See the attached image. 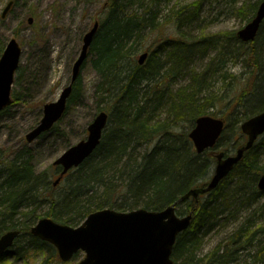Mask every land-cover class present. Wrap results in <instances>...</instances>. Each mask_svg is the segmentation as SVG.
<instances>
[{
	"label": "trees",
	"instance_id": "1",
	"mask_svg": "<svg viewBox=\"0 0 264 264\" xmlns=\"http://www.w3.org/2000/svg\"><path fill=\"white\" fill-rule=\"evenodd\" d=\"M163 1L105 3L106 16L100 21L90 55L91 66L99 76L95 95L106 102L104 108L98 107L97 114L110 112V127L94 155L61 181L63 191L56 192L53 187L61 168L51 166L37 174L29 149L11 161L0 150V237L6 231H21L14 245L17 248L8 255L24 258L31 251H42L52 255L51 261L58 260L50 244L30 234L36 221L42 218L37 210L43 204L50 205L47 217L77 227L91 213L103 209L162 210L189 189L207 183L217 161L212 151L197 154L187 132L178 136L176 126L154 121V112L165 97L169 98V88L162 85L181 75L196 56L205 60L216 52L206 69L194 74L192 86L171 99L170 113L180 117L191 131L197 119L208 115L210 109L227 108L230 117L218 146L231 129L234 140L230 147L239 148L246 141L241 123L264 110V22L257 39L249 44L242 42L237 32L210 34L203 30L191 34L189 30L202 22L208 0L172 6L167 13L157 8ZM261 1L231 0L233 5L242 4L237 15L247 23L255 17ZM150 40L152 47L146 50ZM143 53H148L149 58L141 65L138 59ZM238 59L251 70L239 77L233 75L234 83H228L227 64ZM86 64L88 61L84 69ZM82 81L80 76L74 84L67 111L81 93ZM219 82L228 88L227 93L217 92ZM15 98L14 103L18 101ZM260 140L216 190L201 197L198 204L195 199L184 203H188V209L182 214L193 211L195 218L190 229L180 234L173 249L177 264H236L253 247L257 236L264 237V228L251 232L255 225L249 219L229 236L224 248L218 246L208 256H201L207 235L234 207L233 200L250 206L264 197L258 189V179L264 175L259 153L264 137ZM143 145L149 149L140 157L137 153ZM121 181L122 187L116 183ZM125 187L131 202H120ZM262 246L255 255L248 253L247 261L264 264V243Z\"/></svg>",
	"mask_w": 264,
	"mask_h": 264
},
{
	"label": "rangeland",
	"instance_id": "2",
	"mask_svg": "<svg viewBox=\"0 0 264 264\" xmlns=\"http://www.w3.org/2000/svg\"><path fill=\"white\" fill-rule=\"evenodd\" d=\"M9 1L0 0V46L2 48L0 57L12 39L18 41L23 51L13 88V99L16 97L15 99L18 101L8 110L0 113V150L9 156L11 161L17 158L16 156L23 150L29 149L32 164L36 173L40 174L53 166L54 162L66 150L87 139L88 127L95 119L98 107L104 108L106 105V102L95 95V86L99 76L91 66L93 58L91 55L88 64H86L87 67L81 75L83 79L81 93L75 103L71 105L68 113L53 132L44 135L32 144H28L26 140L27 134L40 124L44 106L58 101L64 88L71 84L73 66L80 57L84 45L83 39L96 21L104 20L106 13L103 8L108 0H14L15 9L4 20L1 18L2 12ZM196 1L198 0H164L157 8L166 12L172 6L192 4ZM241 5V3L233 5L231 0H208L206 6L203 5L202 22L193 26V29L189 31L191 34L200 33L203 30L210 34L226 31L237 32L248 24L237 15V10ZM29 19H33L32 24H29ZM152 42L150 40L146 50H150ZM215 55L216 52H212L205 60H201L197 56L194 57L190 60L187 69L181 72V75L162 85V88H169L167 90L169 98L165 97L158 111L154 112L155 122L163 123L165 121L176 126L175 131L178 136L184 135L186 132L189 134L190 130L185 128L186 124L181 122V118L170 113L169 104L174 96L176 98L179 96L180 91L192 86L194 74L206 69V64H209ZM226 69L230 71L228 83H230L229 81L233 82V75L239 77L251 70L240 59L228 62ZM216 90L224 94V92L227 93L228 88L219 82ZM149 112H152L151 107H149ZM208 114L222 118L226 123L230 117L229 110L219 106L210 109ZM231 131L232 129L230 134H227L228 136L225 135L226 140L218 146L217 152L226 151L231 155L239 149L230 147L231 141L234 140ZM260 142L261 140L258 143ZM148 149V145H143L138 149V156H143ZM259 153L261 165L264 166V146L260 145ZM210 177L207 181L210 180ZM116 183L122 187V181ZM58 185L53 190L63 191L61 188L64 184ZM123 192L125 195L122 196L120 202L133 201L130 199L126 187ZM187 204L180 207L181 215L188 209ZM232 204L234 207L224 214L222 221L207 235L202 257L208 256L218 246L224 248L229 236L249 219L255 225L251 232L264 228V197L258 203L250 206L241 205L240 202L236 203L234 200ZM49 210L50 205L46 203L38 207L37 212L43 218L48 215ZM37 222L38 220L36 224ZM260 236H257L253 247L251 246L250 250H247L236 264H246L247 262L252 264L250 260L247 261L246 255L248 253L255 255L261 250L264 237ZM51 256L49 252L34 253L31 251L24 258L6 257L0 264H78L86 254L81 252L73 260L65 263L61 260L51 261Z\"/></svg>",
	"mask_w": 264,
	"mask_h": 264
},
{
	"label": "water",
	"instance_id": "3",
	"mask_svg": "<svg viewBox=\"0 0 264 264\" xmlns=\"http://www.w3.org/2000/svg\"><path fill=\"white\" fill-rule=\"evenodd\" d=\"M14 4L11 1L4 8L2 19L5 20ZM256 14L246 27L237 32V36L244 43L253 42L258 37L264 22V0L261 1ZM32 23L33 19H29V24ZM99 28L100 22L97 21L85 35L80 57L73 66L71 84L64 88L58 101L44 106V116L40 124L27 134L28 144H32L43 134L50 132L66 114L69 99L75 90L74 84L80 79ZM22 51L18 41L12 39L0 58V112L13 104L12 89L19 70ZM148 58V53L142 54L138 63L144 65ZM109 121V114L105 111L97 114L88 127L87 139L66 150L55 161L54 166L63 168L61 176L79 168L94 155L102 144ZM241 126L243 133L248 136V141L235 154L213 153L217 165L209 183L189 189L185 195L167 208L157 211L139 209L123 213L114 209H103L91 213L79 227L57 223L52 218L46 217L37 222L31 229V234L46 243L53 244L63 262H69L82 251L86 257L79 264H176L173 260V249L180 234L190 229L194 219L192 212L187 216L179 215L178 205L189 201L190 198L198 200L200 195L210 194L222 184L234 167L243 161L245 153L252 150L256 141L264 135V111L245 121ZM225 129V121L221 118L217 119L209 115L199 117L194 129L189 133V139L197 150V154L201 155L215 148ZM258 180V188L264 192V175ZM60 181L61 179H58L54 187ZM19 234L18 230H14L5 232L0 237V257L13 247Z\"/></svg>",
	"mask_w": 264,
	"mask_h": 264
},
{
	"label": "flooded vegetation",
	"instance_id": "4",
	"mask_svg": "<svg viewBox=\"0 0 264 264\" xmlns=\"http://www.w3.org/2000/svg\"><path fill=\"white\" fill-rule=\"evenodd\" d=\"M16 243V242H15ZM15 245V244H14ZM52 246V245H51ZM15 247V246H14ZM53 247V246H52ZM0 258H2V257H0Z\"/></svg>",
	"mask_w": 264,
	"mask_h": 264
}]
</instances>
